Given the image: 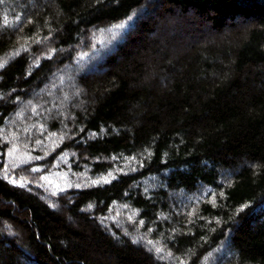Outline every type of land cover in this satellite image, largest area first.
<instances>
[{"label":"trees","instance_id":"obj_1","mask_svg":"<svg viewBox=\"0 0 264 264\" xmlns=\"http://www.w3.org/2000/svg\"><path fill=\"white\" fill-rule=\"evenodd\" d=\"M0 65V264H264V0H0Z\"/></svg>","mask_w":264,"mask_h":264},{"label":"rangeland","instance_id":"obj_2","mask_svg":"<svg viewBox=\"0 0 264 264\" xmlns=\"http://www.w3.org/2000/svg\"><path fill=\"white\" fill-rule=\"evenodd\" d=\"M143 13H144V11L143 10H138L137 12H136V14H139L140 16H142L143 15ZM114 53V50H111L110 52H109V54L108 55H112ZM92 74L94 73H96V71L95 70H93V72H91Z\"/></svg>","mask_w":264,"mask_h":264},{"label":"snow or ice","instance_id":"obj_3","mask_svg":"<svg viewBox=\"0 0 264 264\" xmlns=\"http://www.w3.org/2000/svg\"><path fill=\"white\" fill-rule=\"evenodd\" d=\"M131 19V17H129V20ZM116 27H118V28H123L124 27V24H121V25H117ZM0 66H2V65H0Z\"/></svg>","mask_w":264,"mask_h":264}]
</instances>
